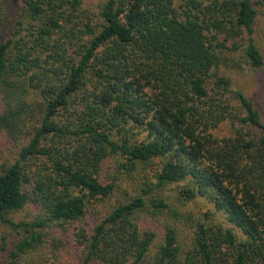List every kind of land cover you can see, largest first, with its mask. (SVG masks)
Wrapping results in <instances>:
<instances>
[{
    "label": "trees",
    "instance_id": "16d2710c",
    "mask_svg": "<svg viewBox=\"0 0 264 264\" xmlns=\"http://www.w3.org/2000/svg\"><path fill=\"white\" fill-rule=\"evenodd\" d=\"M10 7L2 27L0 0V132L16 151L0 169V220L17 225L7 215L31 201L41 218L26 230L87 223L113 194L111 160L112 177L153 174L82 227V264H264V122L226 73L263 66L264 0ZM198 198L210 207L196 214Z\"/></svg>",
    "mask_w": 264,
    "mask_h": 264
},
{
    "label": "rangeland",
    "instance_id": "374dc122",
    "mask_svg": "<svg viewBox=\"0 0 264 264\" xmlns=\"http://www.w3.org/2000/svg\"><path fill=\"white\" fill-rule=\"evenodd\" d=\"M3 1L7 9L2 27L9 23V17L15 11V8L10 7L13 0ZM174 1L177 5L183 2V0ZM254 38L264 56V8L259 14ZM226 73L231 77L234 87L242 89L254 102L264 122V64L259 68H251L243 62L242 69L229 68ZM3 107L4 104L0 102V110ZM15 151V146L12 145L6 134L0 132V169L1 165L15 157ZM114 166L115 162L109 160L102 175L104 181L114 185L113 194L106 198L104 203L96 206L95 213L90 212L88 214L87 223L76 222L66 226L52 223L43 227L29 225L30 230H26V226L18 224L22 222L34 224L41 218L39 208L31 201H28L23 208L7 215L17 225L0 220V264H82L83 256H85V240L81 234L82 227L89 232L95 224L97 215L101 214L98 212H104L109 206L126 200L128 192L138 193L139 185L144 180L143 176L146 173L153 174L152 168L148 167L145 171L141 169L137 172L133 171L132 175L122 171L116 178L108 174V170L113 169ZM176 187L177 184L169 186L167 193L174 195ZM188 205L196 214L199 213L198 211L210 207V204L201 198L191 201ZM189 225H183L187 233L191 231ZM159 231L162 232V226H160ZM35 235H40L38 240H34ZM25 240L32 241V245L26 246L25 249L27 250L16 256L14 252L19 250L18 245Z\"/></svg>",
    "mask_w": 264,
    "mask_h": 264
}]
</instances>
